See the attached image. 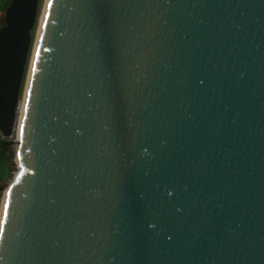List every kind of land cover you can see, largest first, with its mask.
<instances>
[{
  "label": "water",
  "instance_id": "obj_1",
  "mask_svg": "<svg viewBox=\"0 0 264 264\" xmlns=\"http://www.w3.org/2000/svg\"><path fill=\"white\" fill-rule=\"evenodd\" d=\"M39 1L0 28V264H264V0H48L24 95Z\"/></svg>",
  "mask_w": 264,
  "mask_h": 264
},
{
  "label": "bare ground",
  "instance_id": "obj_2",
  "mask_svg": "<svg viewBox=\"0 0 264 264\" xmlns=\"http://www.w3.org/2000/svg\"><path fill=\"white\" fill-rule=\"evenodd\" d=\"M47 1L48 0H44L43 8H42L41 13H40L39 18H38V26L36 29V33H35V37H34V41H33V46H32V49L30 52V57H29V67H28L27 76H26V80H25L24 95L26 94V90H27L30 71H31V67H32L33 59H34V54H35V50H36V46H37V42H38V37H39V33H40V29H41V25H42L44 13H45ZM21 113H22V107L20 109V116H21ZM4 198H5V194H4V197L2 200V206L4 205ZM1 216H2V212H0V220H1Z\"/></svg>",
  "mask_w": 264,
  "mask_h": 264
},
{
  "label": "built area",
  "instance_id": "obj_3",
  "mask_svg": "<svg viewBox=\"0 0 264 264\" xmlns=\"http://www.w3.org/2000/svg\"><path fill=\"white\" fill-rule=\"evenodd\" d=\"M21 100V99H20ZM20 109H21V103H19L18 105V109H17V118L16 121L19 120L20 118ZM14 132L11 134V137H5L1 131H0V144H2V142H5L6 145H4L3 147L0 146V151L8 154L10 152H15V149L17 147V135H18V122L17 125H15L13 127Z\"/></svg>",
  "mask_w": 264,
  "mask_h": 264
},
{
  "label": "rangeland",
  "instance_id": "obj_4",
  "mask_svg": "<svg viewBox=\"0 0 264 264\" xmlns=\"http://www.w3.org/2000/svg\"><path fill=\"white\" fill-rule=\"evenodd\" d=\"M43 4H44V0H42V2L40 4L39 15H40L41 10L43 8ZM37 26H38V21L36 22L35 29L33 31V35H32L33 36V39L35 37V33H36ZM24 87H25V84H24ZM0 168H1V174H2V177L1 178H2V180H4L5 182L9 181V177H10V171H9V169L11 168V166H10V158L8 157V155L6 153L0 152ZM14 170H15V168H14Z\"/></svg>",
  "mask_w": 264,
  "mask_h": 264
},
{
  "label": "crops",
  "instance_id": "obj_5",
  "mask_svg": "<svg viewBox=\"0 0 264 264\" xmlns=\"http://www.w3.org/2000/svg\"><path fill=\"white\" fill-rule=\"evenodd\" d=\"M8 4H9V0H0V21L5 13V10ZM9 171H10V177H9V181H10L12 178L13 171H11V169H9ZM1 177H2V174H1V168H0V204H1V199L3 196V191L6 188L7 184L9 183V181L5 182L4 180H2Z\"/></svg>",
  "mask_w": 264,
  "mask_h": 264
},
{
  "label": "trees",
  "instance_id": "obj_6",
  "mask_svg": "<svg viewBox=\"0 0 264 264\" xmlns=\"http://www.w3.org/2000/svg\"><path fill=\"white\" fill-rule=\"evenodd\" d=\"M10 1V0H9ZM41 2H42V0H40L39 1V8H40V4H41ZM39 11H40V9L38 10V14H39ZM38 14H37V16H38ZM4 25V15H3V17L1 18V21H0V28L2 27ZM35 29V28H34ZM34 29H33V31H34ZM33 31H31V35H33ZM32 42H33V36H32ZM30 53V52H29ZM28 59H29V57H28ZM28 62V61H27ZM26 69H27V66H26ZM26 69H25V71H26ZM23 84H24V79H23V83H22V86H21V90H20V96H19V100L21 99V97H22V89H23ZM4 145H6L4 142H2V144H0V146H4ZM0 152H2V151H0ZM2 153H4V152H2ZM8 155V157L10 158V166H11V171H13L14 172V163H13V159H14V153L13 152H10V153H8L7 154Z\"/></svg>",
  "mask_w": 264,
  "mask_h": 264
},
{
  "label": "snow or ice",
  "instance_id": "obj_7",
  "mask_svg": "<svg viewBox=\"0 0 264 264\" xmlns=\"http://www.w3.org/2000/svg\"><path fill=\"white\" fill-rule=\"evenodd\" d=\"M33 71H35V68H33ZM25 109H27V105H25ZM21 132H23V125H21ZM7 212V205H5V213Z\"/></svg>",
  "mask_w": 264,
  "mask_h": 264
}]
</instances>
